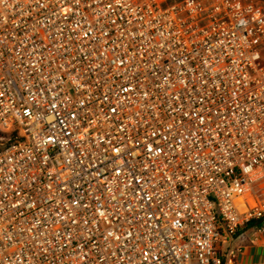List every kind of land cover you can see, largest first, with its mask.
<instances>
[{
  "label": "built area",
  "instance_id": "built-area-1",
  "mask_svg": "<svg viewBox=\"0 0 264 264\" xmlns=\"http://www.w3.org/2000/svg\"><path fill=\"white\" fill-rule=\"evenodd\" d=\"M263 219V5L0 0V264H223Z\"/></svg>",
  "mask_w": 264,
  "mask_h": 264
},
{
  "label": "rangeland",
  "instance_id": "rangeland-1",
  "mask_svg": "<svg viewBox=\"0 0 264 264\" xmlns=\"http://www.w3.org/2000/svg\"><path fill=\"white\" fill-rule=\"evenodd\" d=\"M181 1V0H174ZM264 6V0H255ZM251 204L247 201V205ZM241 237L238 239L234 245L229 246L230 250L228 251L227 247H223L222 255H226L227 264H264V236L257 238L254 233V229H244L240 234ZM240 250L239 254L233 255V250ZM228 251V253H227Z\"/></svg>",
  "mask_w": 264,
  "mask_h": 264
},
{
  "label": "trees",
  "instance_id": "trees-1",
  "mask_svg": "<svg viewBox=\"0 0 264 264\" xmlns=\"http://www.w3.org/2000/svg\"><path fill=\"white\" fill-rule=\"evenodd\" d=\"M169 1H170V2H176V1H174V0H169ZM255 224H256V222L254 221V222H252L249 226L252 227V226H254ZM262 225H264V219H263V223H262ZM223 264H227L225 260H224Z\"/></svg>",
  "mask_w": 264,
  "mask_h": 264
},
{
  "label": "bare ground",
  "instance_id": "bare-ground-1",
  "mask_svg": "<svg viewBox=\"0 0 264 264\" xmlns=\"http://www.w3.org/2000/svg\"><path fill=\"white\" fill-rule=\"evenodd\" d=\"M239 203H242V201H241V200H239ZM242 209H244V208H242Z\"/></svg>",
  "mask_w": 264,
  "mask_h": 264
},
{
  "label": "water",
  "instance_id": "water-1",
  "mask_svg": "<svg viewBox=\"0 0 264 264\" xmlns=\"http://www.w3.org/2000/svg\"><path fill=\"white\" fill-rule=\"evenodd\" d=\"M259 223H262V221H259Z\"/></svg>",
  "mask_w": 264,
  "mask_h": 264
},
{
  "label": "crops",
  "instance_id": "crops-1",
  "mask_svg": "<svg viewBox=\"0 0 264 264\" xmlns=\"http://www.w3.org/2000/svg\"><path fill=\"white\" fill-rule=\"evenodd\" d=\"M263 223V222H262Z\"/></svg>",
  "mask_w": 264,
  "mask_h": 264
}]
</instances>
